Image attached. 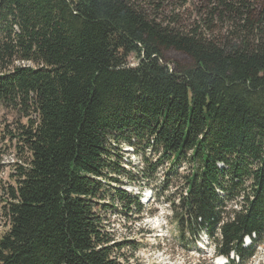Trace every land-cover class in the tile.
<instances>
[{"label":"trees","instance_id":"1","mask_svg":"<svg viewBox=\"0 0 264 264\" xmlns=\"http://www.w3.org/2000/svg\"><path fill=\"white\" fill-rule=\"evenodd\" d=\"M0 104L27 121L0 264H123L114 144L191 167L180 228L227 264L264 242V0H0Z\"/></svg>","mask_w":264,"mask_h":264},{"label":"rangeland","instance_id":"2","mask_svg":"<svg viewBox=\"0 0 264 264\" xmlns=\"http://www.w3.org/2000/svg\"><path fill=\"white\" fill-rule=\"evenodd\" d=\"M137 62L134 57L130 59L132 65ZM26 123L0 104V236L9 229L3 213L6 190L14 186L15 165L22 163L12 135ZM144 149V145L113 146L112 159L121 172L112 171L105 188L112 195L122 190L134 200L140 197L143 206V213L138 214L129 203L110 199L101 203L115 207H100L104 230L117 246L115 256L123 264H226V258L214 254V244L207 234L194 236L180 228V211L176 207L184 192L182 178L191 172V167L184 164L176 174L169 164H160L159 154ZM228 207L237 208L233 204ZM248 264H264V242L257 245V254Z\"/></svg>","mask_w":264,"mask_h":264}]
</instances>
